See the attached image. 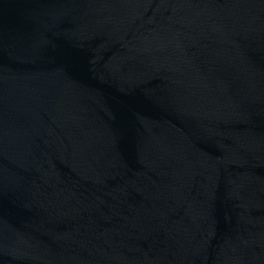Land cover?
Instances as JSON below:
<instances>
[{
  "label": "water",
  "instance_id": "obj_1",
  "mask_svg": "<svg viewBox=\"0 0 264 264\" xmlns=\"http://www.w3.org/2000/svg\"><path fill=\"white\" fill-rule=\"evenodd\" d=\"M0 264H264V0H0Z\"/></svg>",
  "mask_w": 264,
  "mask_h": 264
}]
</instances>
